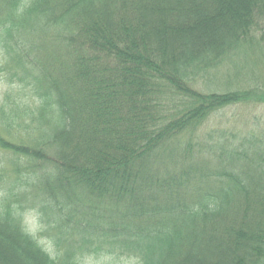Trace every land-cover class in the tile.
<instances>
[{"label": "trees", "instance_id": "16d2710c", "mask_svg": "<svg viewBox=\"0 0 264 264\" xmlns=\"http://www.w3.org/2000/svg\"><path fill=\"white\" fill-rule=\"evenodd\" d=\"M263 54L264 0H0V264H264V123H207Z\"/></svg>", "mask_w": 264, "mask_h": 264}, {"label": "rangeland", "instance_id": "374dc122", "mask_svg": "<svg viewBox=\"0 0 264 264\" xmlns=\"http://www.w3.org/2000/svg\"><path fill=\"white\" fill-rule=\"evenodd\" d=\"M264 56V54L262 55ZM1 57V55H0ZM251 72L246 75L245 78H257L258 81H261L264 83V62L256 63L255 65L250 66ZM10 90V86L4 83L2 80H0V105L3 102L4 103V96L5 94ZM252 112L256 115L248 114ZM216 113L211 116V119L207 122L209 127H212L214 124L219 122L220 127H227L230 128L232 126L233 128L241 130L244 127H249L248 129L252 128L256 132H260L261 130L257 126H253L254 119H252L253 116L261 117L262 123H264V108L261 107H231L228 109H225L222 111V113ZM248 114V115H247ZM250 115V116H249ZM263 126V125H261ZM7 159L6 155L3 153H0V160L3 163ZM23 220L25 222V225L28 227L29 231L32 234H35L37 230L39 229V222L38 217L34 212H26L23 215ZM48 247V246H47ZM51 250L50 247H48V251ZM81 264H139L134 259H128V258H113L109 257L107 255H101V256H94V257H87L84 259V261L81 262Z\"/></svg>", "mask_w": 264, "mask_h": 264}]
</instances>
